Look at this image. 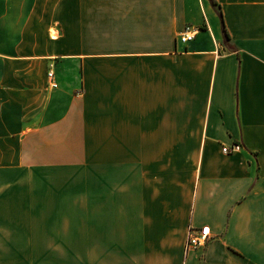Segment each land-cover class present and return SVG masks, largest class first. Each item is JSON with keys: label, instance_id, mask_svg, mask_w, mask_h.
<instances>
[{"label": "crops", "instance_id": "crops-1", "mask_svg": "<svg viewBox=\"0 0 264 264\" xmlns=\"http://www.w3.org/2000/svg\"><path fill=\"white\" fill-rule=\"evenodd\" d=\"M0 264H264V0H0Z\"/></svg>", "mask_w": 264, "mask_h": 264}, {"label": "built area", "instance_id": "built-area-1", "mask_svg": "<svg viewBox=\"0 0 264 264\" xmlns=\"http://www.w3.org/2000/svg\"><path fill=\"white\" fill-rule=\"evenodd\" d=\"M196 33V29L192 27H185L179 35V39L181 42H188L194 38ZM48 77V85L50 87H56V82L54 81V74L50 70L47 73ZM241 145L239 143L232 144L231 146L224 145L222 147V151L224 153L234 152L240 150ZM210 230L207 225L202 226L200 228L190 227L187 232V240H186V248H194L199 245H204L208 239Z\"/></svg>", "mask_w": 264, "mask_h": 264}, {"label": "trees", "instance_id": "trees-1", "mask_svg": "<svg viewBox=\"0 0 264 264\" xmlns=\"http://www.w3.org/2000/svg\"><path fill=\"white\" fill-rule=\"evenodd\" d=\"M220 17H221V15H220ZM221 23H222V30H223L224 38H225L226 41H228L229 37H228V34H227V32H226V30L224 28L222 18H221Z\"/></svg>", "mask_w": 264, "mask_h": 264}]
</instances>
